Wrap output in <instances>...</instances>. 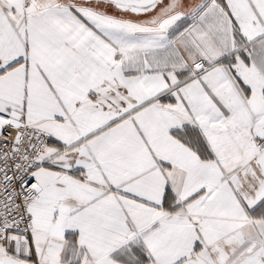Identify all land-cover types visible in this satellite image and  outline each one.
I'll return each instance as SVG.
<instances>
[{
  "label": "snow or ice",
  "instance_id": "obj_1",
  "mask_svg": "<svg viewBox=\"0 0 264 264\" xmlns=\"http://www.w3.org/2000/svg\"><path fill=\"white\" fill-rule=\"evenodd\" d=\"M0 264H264V0H0Z\"/></svg>",
  "mask_w": 264,
  "mask_h": 264
}]
</instances>
